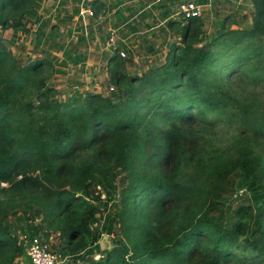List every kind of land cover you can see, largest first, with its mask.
<instances>
[{"label": "trees", "instance_id": "trees-1", "mask_svg": "<svg viewBox=\"0 0 264 264\" xmlns=\"http://www.w3.org/2000/svg\"><path fill=\"white\" fill-rule=\"evenodd\" d=\"M185 21L160 66L117 53L113 92L65 100L46 50L22 64L0 36V264L35 237L62 264H264V12Z\"/></svg>", "mask_w": 264, "mask_h": 264}, {"label": "crops", "instance_id": "crops-1", "mask_svg": "<svg viewBox=\"0 0 264 264\" xmlns=\"http://www.w3.org/2000/svg\"><path fill=\"white\" fill-rule=\"evenodd\" d=\"M10 1L11 0H0L1 37L5 38L7 35L15 36L16 34H24V37H27V35L30 34L32 28V31H35V33H38L43 29V34L47 39L48 37L55 38V35L58 33H54L52 30L59 31V29H61L64 31L65 27H61L60 23L62 22L64 24L65 22H72V25L75 26L73 30L77 25L78 30H82L83 35L81 37L83 38L80 37L81 39L78 42L83 43L84 40L90 37V33V39L92 38L93 40L94 36L92 35L96 34V27L108 19L109 22L107 23V30H109L110 33L112 31H119L120 37L117 38L118 43L123 45L122 48L126 50L128 55L131 57V65L142 67V71L145 69L138 60L141 58V56L138 54L136 46H129V44L132 42L130 40L135 39V37H133L135 34L142 35V37H137L138 39L145 38L146 41H149V39L154 40L155 32L151 31L156 28H161V31L167 37V31H171L167 24L170 21L184 25L186 21L174 15L176 6L182 2L190 1L204 6L203 16L200 19H203L206 22L209 33L213 32L214 25L220 22H226L227 27H231L232 29L252 28L254 22L257 19L259 9L264 12V0H98L92 2V9L95 12V17L86 18V20H88V24L85 23L79 27V23H81V19H79L81 7L80 0H13V3L8 5V2ZM156 20L160 22V24L157 26L149 23ZM4 21L7 22L4 24L5 28L3 27ZM71 26L69 27L72 28ZM88 27L91 29L90 33ZM143 27L145 30H143ZM130 29L133 32L132 34H130ZM38 34L36 36V43H38ZM54 41L56 42V40ZM180 41L181 37L179 36L178 43ZM49 44L50 43H48V41L43 39L40 44V50L43 49L47 51ZM76 47L77 46L65 48L66 51H69L67 54H65L63 51L62 54L66 57L67 61L70 60L68 59L69 53L71 54L72 58H87V56H85L86 53L85 55H81L79 52H77ZM148 47V51L150 50L151 53H148V51L143 52L146 54L147 58L150 59L159 55L161 57L163 53L166 57L167 51H153V48L150 46ZM19 48L21 47L19 46ZM15 50L17 52L18 48ZM118 52L119 50L112 53L106 50V57L108 55L109 59L105 62L103 60V56H98L100 52L93 50L91 55L96 60L94 67L96 69L98 68L102 70L105 68L106 70V72L103 74L104 78L100 77L99 81L96 80V82H93L96 85V88L101 84V81H103L101 79H107V77H109L107 64L112 57L119 54ZM20 54L21 52H19V55ZM56 54L58 53L56 52ZM39 56L41 58L43 53ZM86 60V62H88L90 59L87 58ZM86 62H81L82 64L79 63L74 65L84 66ZM70 65L72 64L70 63ZM88 67L89 64H87V68ZM82 68L84 69V67ZM83 80L81 83H84ZM89 82L90 80L87 79V83ZM89 90L90 88H86L84 91L88 92ZM28 264L31 263L28 262Z\"/></svg>", "mask_w": 264, "mask_h": 264}, {"label": "rangeland", "instance_id": "rangeland-1", "mask_svg": "<svg viewBox=\"0 0 264 264\" xmlns=\"http://www.w3.org/2000/svg\"><path fill=\"white\" fill-rule=\"evenodd\" d=\"M105 15H107V14H105ZM103 17H104V15H103ZM85 21L88 22V20H85ZM108 22L109 21L107 19L102 24H100L99 26L96 27V29H95L96 34L92 35V36H94L93 40H92V38L90 39L91 29L88 27L90 37H88L87 39L85 38L86 40H84L83 43H79V42L75 43L71 40H70V42H68L69 38L72 34V30L75 27L74 25H72V22H65L64 24L62 22L60 23L61 27H63V28L65 27L64 31H62L61 29H59V31L58 30H52V32L58 33L57 35H55V38H53L54 40H56V42L64 44L65 47L66 46L67 47L77 46L76 47L77 52H79L81 55H85V53H86L85 56H87V58L90 59L88 62H86V64L84 66L83 65H74V63H72L70 60L67 61L66 57L63 56V54H62L63 51H58L57 49H53L52 51H50V49L48 47V50L45 52L50 54L49 60L54 62V72L49 76L48 84H50L52 87L56 88L61 93L59 96L60 99L65 100L67 97L74 95L75 92L72 90V87L75 85L79 86L80 90L78 92H82V94L87 92V91H84L86 88H90L89 91H92V92H97V93L100 92L102 94H108V89L111 87L109 85V77H107V79H101L103 81H101V84L99 86L97 85L98 86L97 88L95 87L96 85L93 83V82H96V80L99 81L100 77L104 78L103 74L106 72V70L104 67H103L104 68L103 70L98 69V68L96 69L94 67L96 60L91 55L93 53V50H94L96 52H100L98 54V56H103V60L105 62L109 59L108 55L106 57V49H105L107 41L109 40L110 37H112L113 34L117 38L120 36H119V31H112L110 33V31L107 30V27H108L107 23ZM170 22H173V21H170ZM170 22H168V23H170ZM89 23H90V20H89ZM149 23L154 25V26H157L158 24H160V22L157 20L153 21V22H149ZM174 23H176V22H174ZM51 24H53V23H51ZM135 24H137V23H135ZM69 26H71L72 28H70ZM169 28H171V27H169ZM175 28H176V26L174 25L173 29L171 28L172 29L171 31H169V30L167 31V35H168L167 37L161 31V28H156V29L151 31V32H155L154 40L149 39V41H146L145 38L138 39L137 37H142L141 34H135L133 36V37H135V39L130 40L132 42H131V44H129V46L130 47L136 46L138 54L141 56V58L138 60L142 64V66L145 70L151 66H160L162 63L165 62V58H164L165 55L163 53V55L161 57L159 55V56H156V57L154 56V57L149 59V58H147L146 54L143 52L148 51V48H149L148 46L153 48V51H158V52H163V50L167 51L168 46H170L172 43L178 42V38H179L180 34L178 33V28L176 30H175ZM248 29H250V28H248ZM32 30L33 29L31 28V32H30V34L27 35V37H24V34L23 35L16 34L15 36H8L7 35V37L4 38L7 46L14 52L15 56L19 59V61L22 64H26V63L33 61V60L41 59L39 55H41L43 53V49L40 50V48H41L40 44L36 43L37 42L36 36L39 32L35 33V31H32ZM143 30H145L144 27H143ZM77 31L80 32L81 29L77 30ZM132 33L133 32L130 29V34H132ZM108 34H109V36H108ZM53 39L50 40V44H51ZM138 45H139V47H138ZM19 46L21 48H19ZM117 46H118L119 51H126L122 48L123 45L118 43ZM16 48H18L17 52L15 50ZM104 49H105V51H104ZM19 52H21L20 55H19ZM56 52L58 54H56ZM148 53H151L150 50L148 51ZM125 59L131 60V57L128 55L127 58H125ZM70 63L72 65H70ZM87 64H89L88 68H87ZM75 66H77V67H75ZM82 67H84V69ZM57 71H59V72L56 73ZM129 71L132 74H135V73L141 74L144 70L142 71V67H136L134 65L133 66L129 65ZM87 79L90 80L89 83H87ZM82 80L84 81V83H81ZM263 94H264V92H263ZM244 191L245 190H242L241 193H243ZM103 198L106 201L104 193H103ZM113 204H115V202H113ZM105 216H107L106 212H102L100 214L101 225L105 221ZM36 224H38V221ZM20 237L22 240L24 239L23 235H21ZM113 241L114 240H113L112 236H109L107 234L103 235L102 239L100 240L101 248L103 250H109L111 247H113ZM51 242L52 243H49V244H53V245L58 244L59 243L58 237L55 235L54 238H52Z\"/></svg>", "mask_w": 264, "mask_h": 264}, {"label": "built area", "instance_id": "built-area-1", "mask_svg": "<svg viewBox=\"0 0 264 264\" xmlns=\"http://www.w3.org/2000/svg\"><path fill=\"white\" fill-rule=\"evenodd\" d=\"M94 1L98 0H81L79 13V19H81V23H79V27L87 23L85 21L86 18L95 17V12L92 9V2ZM203 12L204 6L188 1L178 4L175 8L174 15L181 18L182 20H189L193 18H202ZM77 26L73 30L68 42L71 40L77 43L80 40V37L83 35L82 30L80 32L77 31ZM117 45V37L113 34L112 37H110L107 41L106 50L111 53L115 52L118 50ZM119 55L122 58H127L128 53L126 51H119ZM72 90L76 93L80 89L78 85H75L72 87ZM114 90V87H110L108 92H113ZM27 254L31 258L32 264H62V261H60L55 254L49 251L48 247L42 243V240L39 237H35L30 242V246L27 249Z\"/></svg>", "mask_w": 264, "mask_h": 264}, {"label": "water", "instance_id": "water-1", "mask_svg": "<svg viewBox=\"0 0 264 264\" xmlns=\"http://www.w3.org/2000/svg\"><path fill=\"white\" fill-rule=\"evenodd\" d=\"M103 250V249H102Z\"/></svg>", "mask_w": 264, "mask_h": 264}]
</instances>
